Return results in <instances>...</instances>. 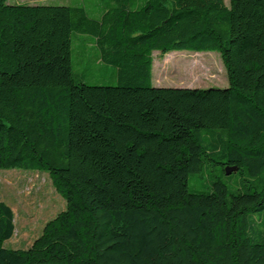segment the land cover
I'll return each mask as SVG.
<instances>
[{
  "label": "trees",
  "instance_id": "1",
  "mask_svg": "<svg viewBox=\"0 0 264 264\" xmlns=\"http://www.w3.org/2000/svg\"><path fill=\"white\" fill-rule=\"evenodd\" d=\"M0 0V168L46 172L65 208L25 249L0 201V264H264V0ZM91 37L116 85L75 81ZM219 54L227 87L151 86V52ZM213 161L243 183L190 192ZM226 175V174H225Z\"/></svg>",
  "mask_w": 264,
  "mask_h": 264
},
{
  "label": "rangeland",
  "instance_id": "2",
  "mask_svg": "<svg viewBox=\"0 0 264 264\" xmlns=\"http://www.w3.org/2000/svg\"><path fill=\"white\" fill-rule=\"evenodd\" d=\"M10 1V0H9ZM35 4L82 6L90 17H97L106 7H117L113 0H32ZM226 7L229 0H223ZM99 51L91 37L75 33L71 41V69L75 81L88 85H116V68L97 58ZM151 86L206 88L227 87L225 68L215 51L151 52ZM242 176L236 172L225 175L220 164L204 163L200 172L188 179L190 192H207L216 179L224 182L229 192L237 191ZM0 201L8 204L14 214L13 236L4 241L6 248L25 249L37 238L45 223L65 208L64 199L54 189L46 172L0 168Z\"/></svg>",
  "mask_w": 264,
  "mask_h": 264
},
{
  "label": "crops",
  "instance_id": "3",
  "mask_svg": "<svg viewBox=\"0 0 264 264\" xmlns=\"http://www.w3.org/2000/svg\"><path fill=\"white\" fill-rule=\"evenodd\" d=\"M9 3H17V4H28V5H45V4H35L32 0H7ZM99 16V15H98ZM97 16V17H98Z\"/></svg>",
  "mask_w": 264,
  "mask_h": 264
},
{
  "label": "water",
  "instance_id": "4",
  "mask_svg": "<svg viewBox=\"0 0 264 264\" xmlns=\"http://www.w3.org/2000/svg\"><path fill=\"white\" fill-rule=\"evenodd\" d=\"M233 171H235L234 168L226 169L225 174L228 175V174H230V173L233 172Z\"/></svg>",
  "mask_w": 264,
  "mask_h": 264
}]
</instances>
